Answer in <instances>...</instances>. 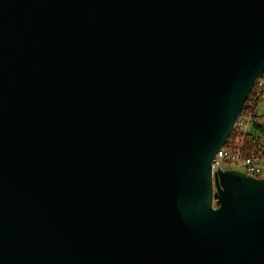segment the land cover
I'll return each mask as SVG.
<instances>
[{
    "label": "water",
    "instance_id": "95a60500",
    "mask_svg": "<svg viewBox=\"0 0 264 264\" xmlns=\"http://www.w3.org/2000/svg\"><path fill=\"white\" fill-rule=\"evenodd\" d=\"M263 73L264 0H0V264H264Z\"/></svg>",
    "mask_w": 264,
    "mask_h": 264
},
{
    "label": "built area",
    "instance_id": "2783aa9c",
    "mask_svg": "<svg viewBox=\"0 0 264 264\" xmlns=\"http://www.w3.org/2000/svg\"><path fill=\"white\" fill-rule=\"evenodd\" d=\"M256 82L258 85H261L260 77ZM254 86L247 96L249 100L244 112L241 113L243 110L242 108L234 123L232 129V131L234 130L235 132L234 138L229 139L228 137L224 145L217 151L212 159V172L225 169H236L252 177L264 178V163L258 162L254 159L252 154H247L243 150L244 136L252 134L256 130L254 126L255 123L259 122L261 114L257 111V108L264 98V94L260 88L257 86L254 88Z\"/></svg>",
    "mask_w": 264,
    "mask_h": 264
},
{
    "label": "trees",
    "instance_id": "16d2710c",
    "mask_svg": "<svg viewBox=\"0 0 264 264\" xmlns=\"http://www.w3.org/2000/svg\"><path fill=\"white\" fill-rule=\"evenodd\" d=\"M261 85H258L256 82L254 88L257 86L264 94V73L260 76ZM248 100H246L245 105L241 113L244 112ZM254 128H256L255 132L252 134H247L243 138V150L247 154H252L254 159L258 162L264 163V112L260 114V120L258 123H255ZM235 132L234 130L230 133L229 139L234 138Z\"/></svg>",
    "mask_w": 264,
    "mask_h": 264
},
{
    "label": "rangeland",
    "instance_id": "374dc122",
    "mask_svg": "<svg viewBox=\"0 0 264 264\" xmlns=\"http://www.w3.org/2000/svg\"><path fill=\"white\" fill-rule=\"evenodd\" d=\"M257 111L259 113H263L264 112V98L263 100L260 102V104L258 105Z\"/></svg>",
    "mask_w": 264,
    "mask_h": 264
}]
</instances>
